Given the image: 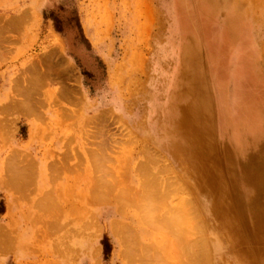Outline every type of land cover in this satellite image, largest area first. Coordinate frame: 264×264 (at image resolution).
Returning a JSON list of instances; mask_svg holds the SVG:
<instances>
[{
  "label": "rangeland",
  "instance_id": "374dc122",
  "mask_svg": "<svg viewBox=\"0 0 264 264\" xmlns=\"http://www.w3.org/2000/svg\"><path fill=\"white\" fill-rule=\"evenodd\" d=\"M198 1L0 0V264H264V124L230 108L264 100V0Z\"/></svg>",
  "mask_w": 264,
  "mask_h": 264
},
{
  "label": "bare ground",
  "instance_id": "6f19581e",
  "mask_svg": "<svg viewBox=\"0 0 264 264\" xmlns=\"http://www.w3.org/2000/svg\"><path fill=\"white\" fill-rule=\"evenodd\" d=\"M203 4L201 3V1H198L197 4H201L204 6V13L211 16L210 14H212L211 10H214V1L212 0H203L202 1ZM185 3V2H184ZM186 4V3H185ZM184 4V5H185ZM183 5V7H184ZM198 6V5H197ZM210 23V22H209ZM199 25V24H198ZM212 25V24H211ZM230 34H233L234 36L237 34V26L235 24H231L230 25H227V29L225 32L223 33H220V35H212L211 33L208 34V36L204 37L203 34L200 36V38L198 37H191L189 43H188V47L191 49V51L194 53V59H195V63H194V59L192 63L193 64V67H195L194 69L196 70V68L199 69L200 67V64L202 62V59L200 57V50H201V44H204L207 49H209V52H211L212 54H214V57L211 58L212 59V62H213V65H215L216 69L218 72H222V62L221 59H222V54L224 53L225 50H227L229 47L228 46V43L225 42L224 40V37L227 36V35H230ZM211 42V45H208L207 43H210ZM191 52V54H192ZM208 52V53H209ZM190 55V54H189ZM193 55V54H192ZM188 56V55H187ZM203 57V56H202ZM188 60H189V57H187ZM192 58V57H191ZM205 59V57H203ZM203 59V61H204ZM209 60V59H208ZM191 62V60H189ZM188 61V62H189ZM211 62V61H210ZM187 64V63H186ZM205 62L202 64L204 65ZM207 64V63H206ZM210 65V64H209ZM212 65V64H211ZM189 66H192V65H189ZM202 68V67H201ZM190 70V69H189ZM204 70V68H203ZM189 72V71H188ZM187 72V73H188ZM201 70H200V74H201ZM211 72V70H210ZM192 73H198V71L196 72H193L192 70ZM191 73V74H192ZM184 74V72H183ZM199 74V75H200ZM203 74V73H202ZM202 74L200 77H202ZM195 75V74H194ZM199 78V77H198ZM203 78V77H202ZM201 79V78H200ZM244 80V81H243ZM242 80V84L240 85V87H242V93L240 94L239 97H237L239 100L235 101L231 106V110L233 113H239L238 114V117L241 118L242 120L244 121H247L249 120V122L247 123V127L245 128L246 130H249V131H257L262 124H264V119H256L254 117V114L256 112H259L261 110L262 107H264V100L261 99L262 98V94L258 91V88L256 86V83L255 82H252L253 81V78L251 76H246L245 78H243ZM194 82V81H193ZM192 82V83H193ZM255 85V87H254ZM225 86V83L222 84V88ZM240 90V89H239ZM241 91V90H240ZM239 91V92H240ZM213 92V91H212ZM192 96H193V99H197L198 101L200 100H204V101H207L208 99V91H207V88L205 86H203L202 84L201 85H198V87H196L193 92H192ZM215 98V97H214ZM214 100V99H213ZM212 100V101H213ZM208 102V101H207ZM24 103V102H23ZM190 106V105H188ZM183 108V107H182ZM190 108V107H189ZM234 108V109H233ZM238 109V112H234L235 109ZM244 110V112L240 113L239 111L241 109ZM227 109V108H226ZM229 109V107H228ZM240 109V110H239ZM188 110V109H187ZM191 112V111H190ZM217 112V111H216ZM228 113V112H227ZM184 114V113H183ZM187 114V113H186ZM232 115V113H231ZM236 116V114H233L232 116ZM229 116V115H228ZM231 116V117H232ZM234 116V118H236ZM230 117V116H229ZM237 117V118H238ZM233 118V119H234ZM238 118V119H239ZM217 119V118H216ZM252 120V121H250ZM200 126V125H199ZM206 127V126H204ZM208 127V126H207ZM201 128V127H200ZM208 129V128H207ZM202 130V129H201ZM200 130V131H201ZM254 155H252V158L251 159H254L253 158ZM256 157V156H255ZM229 161V160H228ZM227 161V162H228ZM230 164V163H228ZM16 166V165H15ZM12 172V171H11ZM212 174V173H211ZM210 174V175H211ZM214 174V173H213ZM212 177V176H211ZM26 178V177H25ZM250 178H246V185L248 186L249 184H251L253 181L252 180H249ZM112 185V184H111ZM111 187V186H110ZM245 188H247L246 186H244ZM105 188V187H104ZM100 191V190H99ZM98 191V192H99ZM120 191V190H119ZM110 192V191H109ZM123 193V192H122ZM124 194V193H123ZM126 196V195H125ZM102 200V199H101ZM104 201V200H103ZM138 202V201H137ZM151 203V202H150ZM50 204V203H49ZM121 207V206H120ZM149 207V206H148ZM154 209V208H153ZM155 211V210H153ZM254 211H256L255 207H254ZM115 231V230H114ZM128 232V231H127ZM129 237V236H128ZM131 247V246H130Z\"/></svg>",
  "mask_w": 264,
  "mask_h": 264
},
{
  "label": "trees",
  "instance_id": "16d2710c",
  "mask_svg": "<svg viewBox=\"0 0 264 264\" xmlns=\"http://www.w3.org/2000/svg\"><path fill=\"white\" fill-rule=\"evenodd\" d=\"M104 248L107 247V242H103Z\"/></svg>",
  "mask_w": 264,
  "mask_h": 264
}]
</instances>
